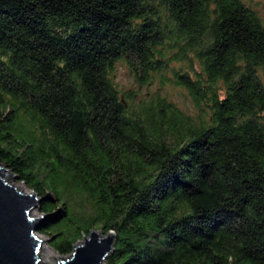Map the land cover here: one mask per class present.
Returning a JSON list of instances; mask_svg holds the SVG:
<instances>
[{
	"label": "trees",
	"instance_id": "trees-1",
	"mask_svg": "<svg viewBox=\"0 0 264 264\" xmlns=\"http://www.w3.org/2000/svg\"><path fill=\"white\" fill-rule=\"evenodd\" d=\"M165 83L192 115L141 93ZM0 164L59 255L95 229L104 264H264V22L243 0H0Z\"/></svg>",
	"mask_w": 264,
	"mask_h": 264
},
{
	"label": "water",
	"instance_id": "water-1",
	"mask_svg": "<svg viewBox=\"0 0 264 264\" xmlns=\"http://www.w3.org/2000/svg\"><path fill=\"white\" fill-rule=\"evenodd\" d=\"M6 171V172H4ZM16 179L0 164V264H40L41 241L35 236L40 222L48 215L31 216L41 198L24 194L11 186L5 175ZM114 234L90 229L72 251L56 264H103L113 251Z\"/></svg>",
	"mask_w": 264,
	"mask_h": 264
},
{
	"label": "rangeland",
	"instance_id": "rangeland-1",
	"mask_svg": "<svg viewBox=\"0 0 264 264\" xmlns=\"http://www.w3.org/2000/svg\"><path fill=\"white\" fill-rule=\"evenodd\" d=\"M243 1L246 4H248L258 14L261 20L264 22V0H243ZM114 80L121 87H124V88H131L132 86L135 87L134 85L135 83L128 76L127 70L124 66L117 67ZM147 92L148 93L158 92L159 94L166 96L167 99L172 101L178 108L181 109V111H183L187 115L188 114L192 115L194 113V109L192 108V105L186 96V92L179 87L172 86L170 83H165L162 87H158L156 84H153L152 86L144 87L141 89V93L146 94ZM5 179L11 186L15 187L16 189L23 188L26 192L25 194L31 193V190L25 184L19 182L17 179H13L10 175L6 174ZM30 215L34 217H38L42 214H40L37 211V207H35L31 211ZM43 219L41 220V222L43 221ZM35 236H38L41 241L40 249L38 252L39 253L38 255L41 261L40 264L41 263L42 264H56V262H58L59 260L67 257L66 255H59L55 251H53L48 246L47 237L43 233L36 230ZM80 241L81 239L77 242L79 243Z\"/></svg>",
	"mask_w": 264,
	"mask_h": 264
},
{
	"label": "bare ground",
	"instance_id": "bare-ground-1",
	"mask_svg": "<svg viewBox=\"0 0 264 264\" xmlns=\"http://www.w3.org/2000/svg\"><path fill=\"white\" fill-rule=\"evenodd\" d=\"M6 177H7V176H6ZM16 187H18V186H16ZM17 190L20 191V192H22V193H24V194L26 193L25 190H24L23 188H17ZM36 237H38V236H36ZM38 238H39V237H38ZM39 240H40V239H39ZM39 249H40V247H39ZM40 253H41V252H40ZM38 254H39V253H38ZM38 256H39V255H38ZM40 262H41V261H40ZM41 264H42V263H41Z\"/></svg>",
	"mask_w": 264,
	"mask_h": 264
}]
</instances>
